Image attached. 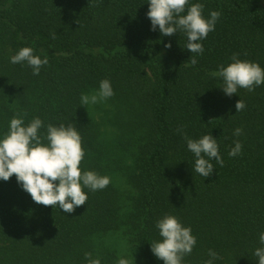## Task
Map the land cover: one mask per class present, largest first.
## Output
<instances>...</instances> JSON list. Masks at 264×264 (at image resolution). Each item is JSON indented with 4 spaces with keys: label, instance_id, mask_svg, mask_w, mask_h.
<instances>
[{
    "label": "trees",
    "instance_id": "16d2710c",
    "mask_svg": "<svg viewBox=\"0 0 264 264\" xmlns=\"http://www.w3.org/2000/svg\"><path fill=\"white\" fill-rule=\"evenodd\" d=\"M203 16L221 13L202 54L178 31L151 30L148 0H0V139L18 113L24 125H73L82 137L81 173L110 178L71 214L33 201L17 178L0 180V264H164L151 251L157 221L176 216L196 237L182 264H258L264 233V85L227 96L213 75L238 59L264 69V6L259 0H189ZM171 43L170 48L165 45ZM23 47L48 64L39 75L10 58ZM195 55L197 63H191ZM108 79L114 95L98 116L82 94ZM242 100L246 107L236 112ZM104 109V108H103ZM102 110V109H101ZM242 133L234 135L235 129ZM179 129V131H178ZM211 134L224 161L207 178L184 135ZM242 145L229 156L235 142ZM47 144V140H42ZM58 183V181H56Z\"/></svg>",
    "mask_w": 264,
    "mask_h": 264
},
{
    "label": "clouds",
    "instance_id": "9594fccd",
    "mask_svg": "<svg viewBox=\"0 0 264 264\" xmlns=\"http://www.w3.org/2000/svg\"><path fill=\"white\" fill-rule=\"evenodd\" d=\"M189 0H148L149 11L147 17L151 20V30L157 26L162 36H172L182 31L187 36L185 48L192 54H202V43L209 32L215 30V24L221 13L212 11L208 18L203 16L204 5L192 4L186 15L185 6ZM171 47V43L165 45ZM30 47L21 48L10 58L11 63L27 62L32 67L33 75H39L43 65L48 64V58L41 59L33 54ZM239 54H233L232 63L227 67L221 65L219 71L213 73L223 78L224 93L231 97L238 88L254 91L255 87L264 85V69L259 63L238 59ZM191 63L195 65V55L191 56ZM114 95L111 82L104 79L100 82L98 93L89 97L82 94L81 104H96ZM246 104L238 100L235 104L236 112L242 111ZM18 113L9 124V131L0 139V180L8 181L13 175L17 182L28 192L33 201L44 206H58L64 213L71 214L79 206L85 205L88 199L83 187L91 191L102 190L110 183L107 176H99L93 171L81 173L80 163L85 156L82 147V137L77 129L69 124L54 126L47 125V135L41 137L38 130L43 121L34 118L28 125H24V116ZM179 131V129H178ZM242 129L237 128L234 135L239 136ZM46 139L47 144L42 140ZM187 148L194 154V171L204 178L212 175L215 160L221 167L224 164L219 154V145L211 134L204 135L198 140L189 139L184 135ZM242 149L239 141L229 152V156H237ZM58 181V183H56ZM156 227L162 238L151 244V251L164 264H182L183 258L191 254L196 245V237L191 234L190 227L182 226L176 216L166 215L157 221ZM259 242L264 245V233L260 234ZM209 260L205 264H214L219 259L218 254L209 250ZM254 255L258 257V264H264V247L256 248ZM88 264H101L99 258L92 259L91 253H85ZM118 264H129V260L120 258Z\"/></svg>",
    "mask_w": 264,
    "mask_h": 264
},
{
    "label": "rangeland",
    "instance_id": "374dc122",
    "mask_svg": "<svg viewBox=\"0 0 264 264\" xmlns=\"http://www.w3.org/2000/svg\"><path fill=\"white\" fill-rule=\"evenodd\" d=\"M260 3L264 6V0H259ZM99 110L96 112L98 116L103 115L105 112H109L110 103L107 100L94 104ZM104 108V109H103ZM102 109V110H101Z\"/></svg>",
    "mask_w": 264,
    "mask_h": 264
}]
</instances>
